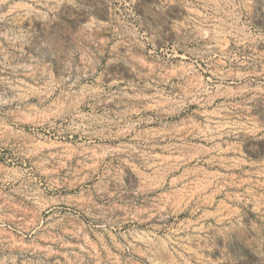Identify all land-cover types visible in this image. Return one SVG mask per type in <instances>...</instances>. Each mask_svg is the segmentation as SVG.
<instances>
[{"label":"rangeland","instance_id":"1","mask_svg":"<svg viewBox=\"0 0 264 264\" xmlns=\"http://www.w3.org/2000/svg\"><path fill=\"white\" fill-rule=\"evenodd\" d=\"M0 264H264V0H0Z\"/></svg>","mask_w":264,"mask_h":264},{"label":"bare ground","instance_id":"2","mask_svg":"<svg viewBox=\"0 0 264 264\" xmlns=\"http://www.w3.org/2000/svg\"><path fill=\"white\" fill-rule=\"evenodd\" d=\"M241 79V78H240Z\"/></svg>","mask_w":264,"mask_h":264}]
</instances>
